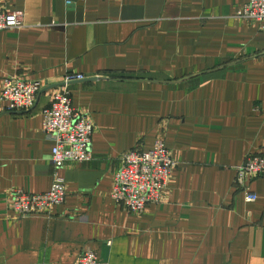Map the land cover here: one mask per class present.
Segmentation results:
<instances>
[{
  "label": "crops",
  "instance_id": "crops-1",
  "mask_svg": "<svg viewBox=\"0 0 264 264\" xmlns=\"http://www.w3.org/2000/svg\"><path fill=\"white\" fill-rule=\"evenodd\" d=\"M68 1V2H67ZM247 0H4L22 25L0 30L3 77L40 81L35 105L0 100V264H264V173L234 186L264 149V21ZM67 74L72 105L94 124L92 158L61 169L49 215L14 217L9 193L49 189L53 139L42 109ZM163 138L176 166L158 203L131 214L111 198L120 156Z\"/></svg>",
  "mask_w": 264,
  "mask_h": 264
},
{
  "label": "built area",
  "instance_id": "built-area-1",
  "mask_svg": "<svg viewBox=\"0 0 264 264\" xmlns=\"http://www.w3.org/2000/svg\"><path fill=\"white\" fill-rule=\"evenodd\" d=\"M4 1V0H0ZM68 2V1H67ZM235 16L248 21H264V0H247L235 12ZM21 11L0 7V30L22 25ZM81 74H67L63 84L53 91L50 102L42 109V131L53 139L49 158L53 167L52 181L47 191L29 193L13 189L9 193V207L14 217L49 215L54 206L64 202L66 186L60 169L71 162H84L92 158L91 138L94 124L89 114L72 105L68 84L82 80ZM42 83L8 75L1 82L0 100L3 112L29 111L36 103ZM176 166L163 138H158L146 150L133 148L120 156V167L113 177L111 198L125 211L140 214L151 203H158ZM264 173V149L249 153L236 167L233 184L243 192L247 202L256 200V194L248 183ZM76 264H107L97 254L84 248Z\"/></svg>",
  "mask_w": 264,
  "mask_h": 264
}]
</instances>
